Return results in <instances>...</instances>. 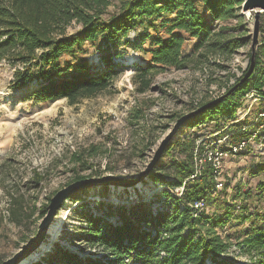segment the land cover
Returning <instances> with one entry per match:
<instances>
[{
    "label": "rangeland",
    "instance_id": "obj_1",
    "mask_svg": "<svg viewBox=\"0 0 264 264\" xmlns=\"http://www.w3.org/2000/svg\"><path fill=\"white\" fill-rule=\"evenodd\" d=\"M241 7L237 14L242 22L228 19L219 24L226 27L234 38L246 39L245 46L237 49L228 60L215 56L199 60L193 48L197 39L176 32L185 39L182 56L192 57V61L187 68H165L148 76L151 83L143 93L139 92L140 78L137 73L141 68L152 65L151 52L155 49L152 41L154 38L168 37L166 29L169 24L165 25L164 22L173 16L138 22L134 30L122 37L119 45L110 53L104 52L103 42L98 40L85 43L75 55H64L60 61L62 74L59 78L94 76L106 72L102 58L107 55L111 56L114 65L110 91L74 105L68 104L66 99L37 102L34 98H25L36 83L14 89L12 81L15 69L4 61L0 63L1 262L11 258L34 236L42 219L39 211L48 205L47 199L58 190L76 180L90 177H137L178 118L217 98L236 82L248 65L253 28V12H243ZM196 9L207 15L197 2ZM259 20L256 54L264 63V14ZM244 25L249 31L245 35ZM75 29L77 27L73 26L68 32ZM145 34L148 38L140 40ZM131 57H135V60L127 64ZM83 63L89 66L87 74L76 68ZM240 102V108L246 111L243 113L248 115L246 119L243 118L244 121L236 116L240 122L234 125L231 122L234 119L230 121L224 118L217 126L216 121L208 122L200 129H194V133L204 135L205 141L211 143L234 131L240 124L251 122L264 107L260 96L252 91L247 92ZM191 131L181 129L172 143L177 145L181 138L192 135ZM180 158H183V153L175 147L160 159L151 174L170 173L167 165ZM35 173L40 175L41 180ZM171 179V175H168L167 180ZM219 179L222 187L212 194L216 201L207 203L205 212L221 216L222 199L228 200L237 192L244 195L242 199H237L230 220L218 232L223 237L227 236L232 243L223 258L231 264H248L247 257L239 253L235 244L251 229L253 222L257 225L263 223L254 219L255 215L264 212V148L259 151L257 144L251 143L243 153L224 158ZM166 189L165 184L156 183L148 177L134 188H93L78 193L80 202L67 200L57 213L52 225L55 239L49 235L44 243L46 249L27 264H47V257L57 247L81 258L93 252H83V245L80 244L78 218L81 210L76 207L81 203L87 204L84 211L117 224L122 207L127 211L144 204L152 212L170 210L173 204L171 198L180 196L182 189H168L171 195L169 201L161 195ZM164 201L166 204H162ZM241 212L243 217H247L246 220H237Z\"/></svg>",
    "mask_w": 264,
    "mask_h": 264
},
{
    "label": "trees",
    "instance_id": "obj_2",
    "mask_svg": "<svg viewBox=\"0 0 264 264\" xmlns=\"http://www.w3.org/2000/svg\"><path fill=\"white\" fill-rule=\"evenodd\" d=\"M196 2L202 5L207 15L197 11ZM241 5L242 0H0V63L4 61L15 69L12 81L14 89L36 83L25 98H34L37 102L66 99L68 104L74 105L110 91L113 87L114 65L111 56L107 55L102 58L106 72L94 76L59 78L62 74L60 61L64 55H75L85 43L98 40H102L104 52L110 53L116 49L122 37L134 30L138 22L173 16L164 22L165 25L169 24L166 29L168 37L154 38L152 41L155 46L151 52L152 65L141 68L137 73L140 78L139 92L143 93L151 83L148 76L162 72L165 68H187L192 61V57L182 56L185 39L180 33L197 39L193 48L199 60L207 56L228 60L237 49L245 46L246 39L234 38L226 27L219 24L228 19L242 22L241 16L237 14ZM73 26L77 29L68 32ZM248 32L244 25V35ZM146 38L148 36L145 34L140 40ZM217 67L223 68L222 65ZM76 68L85 74L89 71L86 63ZM249 91L260 96L264 102V63L256 52L251 76L234 93L215 107L188 119L178 130H192V135L181 138L177 145L171 141L172 144L162 154L161 158L166 157L175 147L183 153V158L167 165L170 173L149 175L150 179L165 184L169 190L183 189L180 196L172 198L168 189L161 192L165 200L172 199L170 210L152 212L144 204L127 211L122 207L118 213V223L112 224L84 211L87 204L83 202L76 207L81 210L78 218L80 244L83 245V252H93L81 258L57 247L47 257L46 263L231 264L223 257L232 243L227 236L222 237L218 229L227 224L231 212L235 211V202L244 195L237 192L228 200L222 199L221 216L209 215L205 209L198 212L194 208L201 199L205 206L216 201L212 195L216 191V182L210 165H205L201 175L190 180L194 173L192 153L195 142L205 140L204 135L195 134L193 130L208 122L216 121L217 126L221 119H234L240 109V99ZM261 110L264 111V107ZM231 122L236 125L235 121ZM245 125H250V122L240 124L234 131L224 134V137L228 136L231 142L240 137H249L256 127L250 126L249 130L242 132ZM198 148L202 150L204 145ZM167 174L171 175V180H167ZM35 176L41 180L38 173ZM77 195H72L68 200L80 202ZM162 204H166L165 201ZM46 207L47 204L39 211L40 218L45 215ZM241 214L237 220H246L247 217ZM256 220L262 221V225L253 222L251 229L235 244L239 253L247 257L248 264H264V212L255 215Z\"/></svg>",
    "mask_w": 264,
    "mask_h": 264
},
{
    "label": "water",
    "instance_id": "obj_3",
    "mask_svg": "<svg viewBox=\"0 0 264 264\" xmlns=\"http://www.w3.org/2000/svg\"><path fill=\"white\" fill-rule=\"evenodd\" d=\"M242 11L253 12V28L251 32L250 44V60L247 65V70L241 79L234 83L223 94L210 100L197 109L178 118L172 129L161 140L160 144L153 153L152 158L146 165L145 169L139 173L135 178H118L111 175L103 176L101 178H84L76 180L66 187L58 190L49 200L46 207V213L40 220L37 230L32 238L25 242L20 249L9 259L1 262L0 264H22L30 258L39 248L48 240L49 230L55 222L57 213L63 207L64 203L74 194L82 193L93 188H134L142 182L146 181L149 175L153 172L159 163L162 154L167 150L174 136L181 128V126L192 117L205 112L208 109L215 107L224 98L234 93L235 89L243 84L252 74L255 64V52L258 46V35L260 26V16L264 14V0H242Z\"/></svg>",
    "mask_w": 264,
    "mask_h": 264
},
{
    "label": "built area",
    "instance_id": "obj_4",
    "mask_svg": "<svg viewBox=\"0 0 264 264\" xmlns=\"http://www.w3.org/2000/svg\"><path fill=\"white\" fill-rule=\"evenodd\" d=\"M244 111L245 109L243 110V107L237 110L236 115L234 117L236 123L240 122V119H237V117L242 118V120L243 118L245 119L247 118L248 115H245V113H243ZM250 126L256 127L254 132H252L249 137H240L236 139V141L234 142H231V140L228 139V136L217 139L216 141H212L211 143H207L205 140H197L195 142V148L192 153L194 173L193 175L190 176V180H194L198 176H200L205 165H210L214 176V180L216 182L215 190H220L222 187V183L220 182L219 178L223 171L224 158H226L227 156L234 157L243 153L251 143H254L255 145L257 144L259 151L261 148H264V111L263 110H261L258 113V115L250 122V125H245L241 129L242 132L249 130ZM201 144L204 145V148L202 150L198 148V146ZM194 208L198 212L204 210L205 208L204 200L201 199L200 201L196 202Z\"/></svg>",
    "mask_w": 264,
    "mask_h": 264
},
{
    "label": "bare ground",
    "instance_id": "obj_5",
    "mask_svg": "<svg viewBox=\"0 0 264 264\" xmlns=\"http://www.w3.org/2000/svg\"><path fill=\"white\" fill-rule=\"evenodd\" d=\"M135 60V57H131L130 59L127 60V64H131L133 63V61ZM49 235L52 236V239H55V228L52 226L49 230ZM45 244H43L39 250L37 252H35L30 258H28L25 262H23L22 264H27L29 261L38 258L42 252L45 250Z\"/></svg>",
    "mask_w": 264,
    "mask_h": 264
}]
</instances>
